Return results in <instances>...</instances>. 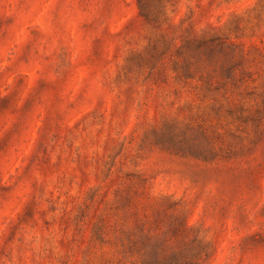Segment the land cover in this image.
Masks as SVG:
<instances>
[{
  "label": "rangeland",
  "instance_id": "1",
  "mask_svg": "<svg viewBox=\"0 0 264 264\" xmlns=\"http://www.w3.org/2000/svg\"><path fill=\"white\" fill-rule=\"evenodd\" d=\"M264 264V0H0V264Z\"/></svg>",
  "mask_w": 264,
  "mask_h": 264
},
{
  "label": "trees",
  "instance_id": "2",
  "mask_svg": "<svg viewBox=\"0 0 264 264\" xmlns=\"http://www.w3.org/2000/svg\"><path fill=\"white\" fill-rule=\"evenodd\" d=\"M152 264H171V261H153ZM197 264H200L199 262H197Z\"/></svg>",
  "mask_w": 264,
  "mask_h": 264
}]
</instances>
